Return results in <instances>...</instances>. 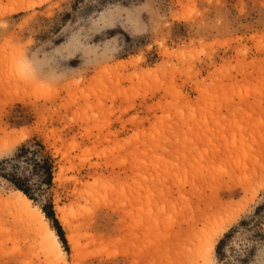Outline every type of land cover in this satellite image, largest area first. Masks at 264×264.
<instances>
[{"label":"rangeland","instance_id":"obj_1","mask_svg":"<svg viewBox=\"0 0 264 264\" xmlns=\"http://www.w3.org/2000/svg\"><path fill=\"white\" fill-rule=\"evenodd\" d=\"M87 2L0 0V161L51 203L64 252L45 254L0 176V264H264V0H147L136 39L144 9ZM36 141L49 185L14 155ZM216 200L236 213L209 219Z\"/></svg>","mask_w":264,"mask_h":264},{"label":"bare ground","instance_id":"obj_2","mask_svg":"<svg viewBox=\"0 0 264 264\" xmlns=\"http://www.w3.org/2000/svg\"><path fill=\"white\" fill-rule=\"evenodd\" d=\"M18 9H25V6L20 5L16 9H11L10 12ZM58 175H60V172ZM3 202L13 209L15 215L19 214L21 217L24 216L29 222L33 223V226L37 229L38 234L41 237V244L45 254H47L49 257H63L64 252L62 250L61 241L59 240L57 233L49 225V222L42 209L38 205L33 204L32 200L25 193L19 189H16L13 191L11 196L3 199ZM235 204L236 203H233L231 200L213 201L207 207V217L212 220L219 219L221 222L225 221L230 215L236 213V207L234 206ZM58 211L61 214L59 219L64 225H66L68 219L65 215L64 209L59 207ZM67 238L70 243L75 242L72 231H69ZM212 247L213 244H211V248Z\"/></svg>","mask_w":264,"mask_h":264},{"label":"trees","instance_id":"obj_3","mask_svg":"<svg viewBox=\"0 0 264 264\" xmlns=\"http://www.w3.org/2000/svg\"><path fill=\"white\" fill-rule=\"evenodd\" d=\"M36 146V147H33ZM27 144L23 143L20 145L14 154L19 160L31 164V166L34 168L35 172L39 174L41 177V182L44 184L49 185L51 183L52 179V169H53V159L51 155L47 152H45L44 145L40 143V141H36L35 143ZM7 162V159H3L0 161V166L5 164ZM16 165H12L11 167L16 168ZM0 176L8 180L16 189L21 190L23 193H25L30 199H34V196L30 192V188L26 186L27 183L26 179H20L17 173H9L7 171L6 165L2 166V169H0ZM49 207L50 209H48ZM41 206L42 211L45 213L46 217L51 219L53 222H56V220L53 218V211H52V205L51 203L48 204V206ZM57 233L61 235V231L59 227H56ZM228 233L225 234V237H228ZM225 238L221 239L217 244V253L221 255L220 249L224 243ZM219 255V257H220Z\"/></svg>","mask_w":264,"mask_h":264},{"label":"clouds","instance_id":"obj_4","mask_svg":"<svg viewBox=\"0 0 264 264\" xmlns=\"http://www.w3.org/2000/svg\"><path fill=\"white\" fill-rule=\"evenodd\" d=\"M87 7H93V12L96 13V16L103 14L104 16H109L110 13H114L117 11V9L119 8V10L121 11V15L125 16L127 15V12H134L137 9H144L143 11L140 12V19L144 24V31L142 32H138V33H133V32H129V35L133 38H139L141 36L147 35L150 31H151V21H152V17L150 16L149 12L146 10L147 7H150V5L147 4V0H144V3L142 4H137L134 2H131L128 6H125L121 0H115V2H107V3H101V0H88L87 4H86V8ZM124 10H127V12H125ZM148 14L149 16V20L147 22H145L143 20V15L144 14ZM89 16H92L93 19L96 18V16H93V13L88 14ZM117 40V52L114 54H118L119 51H122V47H121V40L119 37H116ZM35 49L31 50V51H24L21 50L20 52L17 53V55L14 58L13 61V67L16 68L18 66L23 65L24 63L31 61L33 59V53H34Z\"/></svg>","mask_w":264,"mask_h":264}]
</instances>
